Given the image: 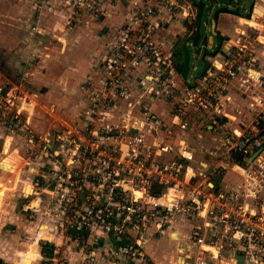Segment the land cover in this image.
<instances>
[{
    "label": "built area",
    "instance_id": "1",
    "mask_svg": "<svg viewBox=\"0 0 264 264\" xmlns=\"http://www.w3.org/2000/svg\"><path fill=\"white\" fill-rule=\"evenodd\" d=\"M17 1L41 10L50 0ZM65 1L70 29L107 0ZM198 12L194 0H142L106 44L101 86L85 88L84 124L34 129L35 95L0 70V128L40 145L70 239L95 229L115 240L117 256L152 264L143 251L150 234L187 218L193 264H264V12L220 43L209 36L206 68L193 76L189 65L183 77L179 39L165 46L163 31L178 19L189 38ZM38 60L27 56L23 80ZM207 124L218 127V141L196 160L182 132ZM228 171L232 185L223 182Z\"/></svg>",
    "mask_w": 264,
    "mask_h": 264
},
{
    "label": "crops",
    "instance_id": "2",
    "mask_svg": "<svg viewBox=\"0 0 264 264\" xmlns=\"http://www.w3.org/2000/svg\"><path fill=\"white\" fill-rule=\"evenodd\" d=\"M141 1L142 0H107L103 11L95 15H82L79 20L73 24V27L68 29L66 24H68L70 20L69 17L71 10L65 0H50L49 7L42 8L41 10H36L22 1L0 0V19L5 23L7 22L5 29H8V33L0 34V47L2 49L5 48V55L7 56L8 54L9 56L5 60L0 57V68L7 78L16 80L22 73V58L24 55H27V50L25 51L23 49L22 52H24L22 55H18L17 57H15V55L17 54L18 48L22 47L18 46L20 38L28 39L25 34L29 30H31V32L36 31L39 34L41 33L49 39L58 38V41L56 42L59 46V51L60 48H63L61 52L66 48H72L63 55L66 59L63 58L62 64L59 65V53L57 56L55 55L51 58V61L49 62L51 65L57 63L60 68H62L60 69L62 71L60 72L61 74L55 78L57 80L54 82L59 85L58 90L53 91L55 94H53V97L55 98L52 101L56 104V108L55 112L50 114L46 110V104L37 107L34 111V115L35 117L41 116L38 119H41L42 124H38L37 122L34 123L31 119V124L34 129L42 131L52 126L60 127L65 123H70L72 121L74 123L79 117H81V115H78V119L69 121L64 113L66 112V114L71 115V117H75V109L80 106L87 107L86 99L82 98V88H85L84 86L80 88L79 85L85 78H90L89 82L93 88H99L101 86L100 78L102 73L99 67L100 62L105 58L106 44L113 35L119 31V29L121 30L126 26L134 8ZM237 10L238 13L222 12L223 17L222 20H219L220 22H218V17L215 21H212V29L216 32V35L221 36L224 33L232 34L238 26H245L244 22L251 12L263 13L264 0H252L249 4V8L237 7ZM29 27L31 29H29ZM185 30L186 26L183 21L177 19L170 22L167 26V31H163V34L166 37V39H164L165 46H169L170 43L181 37H186ZM44 36L43 38L41 36H36L33 40H37V42L42 45L44 44V47H47L49 41H47ZM27 39L26 41L28 42ZM211 39L213 40L212 36ZM204 40L201 39L200 42ZM34 41L31 39L30 46L35 44ZM213 42H218L217 36L216 40H213ZM84 46L88 49H83L82 47ZM49 48L52 49L51 46ZM79 48H81V50L78 51ZM42 51L46 53L45 50ZM80 53H84V55L80 56ZM46 55V57L41 59L42 62L46 61L45 59L50 56L49 50ZM42 71L38 72V70L35 69L29 77V83L34 85L38 82L39 78L41 84L50 81L45 75V70ZM70 85H73V88L75 89H72L71 87L68 90ZM35 87L37 88V86ZM49 92L52 93V91H47V93ZM42 94H44V92ZM235 103L241 105L243 104V100L237 97ZM65 106L68 109L63 108ZM62 109H64V111H62ZM74 124H77V121ZM78 124H80L79 121ZM197 128L208 134L203 138L204 141H201L203 142L201 146L194 144L198 137H201L202 135V132ZM218 133V127L211 124H207L206 126L195 125L184 131V133L182 132L183 137L186 138L187 142L195 147L196 160H203L204 152L215 147L218 141ZM193 134H196L195 138H193ZM0 136V149L7 153L3 161L8 165L10 161L14 159L16 160L15 153L18 157L21 154L19 153V150H17V147H14V143H12L13 141H11L12 144H10V148H7V142L10 139V135H6L1 128ZM22 155L21 158H23ZM2 166L5 165L2 164ZM11 167H13V164ZM189 170V173H191L192 170ZM236 181L235 177L232 176L229 171L223 177V182L228 185H232ZM49 220L50 219L47 220L48 225H52L53 221ZM155 228L156 226L153 227L154 230ZM191 232L192 221L187 218H179L175 221L174 225L162 227L161 231H156L155 233L153 232L150 234L143 245V251L152 264H193L192 252L194 245L191 240ZM45 239L46 240H43V237H40L37 240V246L34 244L37 249V254L31 259L30 264H58L60 261L57 253L66 256L65 260H73V264H83L80 263L81 258L82 260H85V257H88V260H92L90 258H94V256L97 258L99 251L104 252L103 254H106L107 252L109 253L110 250L113 252V247L112 245H109L108 240H111L113 243L115 241L114 239H106L105 241V239L101 240L99 238L96 242V239H90L88 242L90 243V247L94 245L93 249L90 250V252L84 253L81 248H72V245L75 242L74 240L63 242L64 240L62 238L58 239L54 234L51 235L50 238ZM45 241L52 246L53 254L49 257L43 256L41 253V244ZM59 242H61V245ZM0 257L3 264L4 259L1 255ZM20 260L22 262L21 264H23V257H20ZM114 264H137V262L129 258H123L118 261V263Z\"/></svg>",
    "mask_w": 264,
    "mask_h": 264
},
{
    "label": "rangeland",
    "instance_id": "3",
    "mask_svg": "<svg viewBox=\"0 0 264 264\" xmlns=\"http://www.w3.org/2000/svg\"><path fill=\"white\" fill-rule=\"evenodd\" d=\"M252 0H233L231 2L232 6L237 5L239 8H249V4ZM206 6L203 10V13L201 15V34L202 36H206L207 38L209 36L213 37V40H216V36L213 34V29H212V15L211 11L215 7H219L223 3L226 2V0H206ZM223 14L219 13L218 14V22L219 20H222ZM5 25L7 26V22L5 23L2 19H0V34L1 33H8V29H5ZM68 24H66L67 27ZM29 29H31L29 27ZM23 36V35H22ZM26 37H28V42L26 41L25 38H20L18 42V46H22L21 48H18L17 54L15 57L18 55H22V50L24 49L25 51L27 50V55L24 57L23 56V70L21 75L16 79V80H11V81H16L21 84V87L23 86L28 89H30V92H32L33 95H35L37 101L39 104L36 107L44 106L45 104L47 105L46 108L49 107L50 102H53L52 100L55 98L53 97L55 94L53 91L58 90V86L56 83L55 78H57L62 72L60 69V64L63 63V58H65L63 55L66 54L68 51H70L72 48H66L63 52L62 49H59V46L56 41H58V38L52 39L45 37L41 33L31 32L29 30L26 34ZM36 36H43L49 41L48 46L52 47L49 48L44 47L41 43L37 42V40H33L34 37ZM32 41L35 42L33 46H30V42ZM191 39L187 38L186 42L190 44ZM46 42V41H45ZM56 42V44H55ZM207 42V41H206ZM205 40L200 42L202 45L197 46H190L191 47V53H190V60H189V65H190V73L191 75L195 76L199 73L201 69V64H202V51L203 48L205 47L206 44ZM46 44V43H45ZM46 46V45H45ZM83 49H86L87 47L84 46L82 47ZM88 49V48H87ZM86 49V50H87ZM48 50L50 51V56L45 59L46 61L42 62V58L46 57V53ZM81 50V48L78 49V51ZM6 49H2L0 47V57L1 59H6L8 58L5 55ZM36 52L40 56V60H38L35 63H33V69L30 72H34L35 69L38 70V72L45 70L46 72V77L50 80L47 82H44L41 84L40 78L38 79V82H36L34 85L29 83V80H23L22 75L24 70V64L27 62V56L30 55L31 53ZM59 53V65L56 63H51V58H53L55 55ZM84 53H80V56H83ZM180 57V55H178ZM66 59V58H65ZM83 59V58H82ZM102 59V58H100ZM58 62V61H56ZM195 66V68H193ZM1 70V68H0ZM2 71V70H1ZM43 72V71H42ZM41 75V74H40ZM37 76V74H36ZM90 78H85L83 82L79 85L80 88L84 86V88L90 87ZM37 80V79H36ZM73 84V83H72ZM25 85V86H24ZM32 85V86H31ZM37 86V88L35 87ZM72 87L73 85H70L68 90ZM75 87V86H74ZM36 88V89H35ZM27 89V90H28ZM46 92H45V91ZM47 91H52L47 93ZM44 92V94H42ZM82 93L83 96L82 98L86 99V106L89 105V100L86 98V93L85 89L82 88ZM54 94V95H53ZM78 94V93H77ZM69 100V99H67ZM66 102L68 103V101ZM65 104V103H64ZM88 104V105H87ZM63 108H66L63 107ZM68 109V108H66ZM87 107H78L75 109V117H71V115L64 113L66 118L71 120L78 119L77 121L80 124H84V120L82 119V116L85 114ZM64 111V109H62ZM70 113V112H69ZM77 113V115H76ZM243 113V112H242ZM245 113V112H244ZM63 114V113H62ZM237 114V113H236ZM34 115V114H33ZM50 116V115H49ZM41 116L35 117L32 116V120L34 123L42 124ZM238 117H241V114H238ZM52 118V117H51ZM246 119V118H245ZM75 121V122H76ZM74 122V123H75ZM73 121L68 123V124H74ZM198 129V128H197ZM200 130V129H198ZM219 130V129H218ZM201 131V130H200ZM202 135L201 137H198L197 141H195L194 144L201 146L204 141L203 138H205L208 134L204 131H201ZM193 138L196 137V134L192 135ZM1 138V136H0ZM11 141L14 143V147H17V150H19V153L23 156L21 158V155L18 157V155L15 153L16 160H14V163H10L7 165V163L4 160L5 156L7 155L6 152H3L0 149L1 155H0V182L5 184V192L4 195L2 196V199L0 201V255L2 256L3 264H15L19 263L21 264L20 257L23 256H31V258H34L37 254V240L40 237H43V240H46L45 238H50L51 235L54 234L55 237H58V239L62 238L64 241H70L73 239H70V236L68 235V230L66 229V226L61 223V218L59 217L61 212L60 208L56 204V195L51 194V190L55 186V180L53 176H51V173L49 171V167L44 159L39 157L37 155V149L40 148V145H32L29 148V144L21 138V136L14 135V137H10V139L7 142V148H10ZM1 146V145H0ZM12 147V146H11ZM1 148V147H0ZM205 151V150H204ZM9 153V152H8ZM212 160L216 159L215 157L211 158ZM211 162V160H210ZM5 165V166H2ZM13 164L14 167H11ZM1 188V186H0ZM157 187H155L156 189ZM157 192V190H155ZM159 192V191H158ZM157 192V193H158ZM50 219L53 221L52 225H48L47 220ZM49 220V221H50ZM60 223V224H59ZM67 234V235H66ZM66 235V236H65ZM106 239L108 240V236L101 234H97L95 229H92V231H87L86 237H83V239H79L78 241H75L74 244L72 245V248H81L84 253L85 252H90V250L93 249V246L90 247V243L88 242L90 239H96V242L98 241L99 238ZM57 239V238H55ZM40 240V241H43ZM57 241V240H54ZM109 245L113 247L114 251V246L113 242L111 240H108ZM115 242V241H114ZM42 243V242H40ZM46 244V241L44 242ZM61 242H59L60 244ZM36 244V246L34 245ZM43 244V243H42ZM61 245V244H60ZM29 248V249H28ZM35 248L36 252L34 251L33 253H30L31 249ZM24 250V251H23ZM23 251V252H22ZM101 253V254H100ZM104 252L98 253L97 258H90L92 260H88V257H85V260H80V263L83 264H114L118 263L121 259L124 257L117 256L115 253H113L111 250L110 252L103 254ZM59 257V263L58 264H73V260H65L66 256L60 255V253H57ZM19 261V262H18ZM54 264V263H53Z\"/></svg>",
    "mask_w": 264,
    "mask_h": 264
},
{
    "label": "water",
    "instance_id": "4",
    "mask_svg": "<svg viewBox=\"0 0 264 264\" xmlns=\"http://www.w3.org/2000/svg\"><path fill=\"white\" fill-rule=\"evenodd\" d=\"M206 0H194V2L197 4L198 8H199V12H198V19H197V24H196V28L194 31V34L191 35L189 38L191 39L190 44L186 42L187 38H179V42H180V47L183 51V61H182V68H181V75L183 77L186 76L188 68H189V60H190V53H191V47L200 45V41L201 39L205 41L208 40V38L206 36H202L201 34V15L203 13V10L206 6ZM233 0H226L225 3H223L222 5H220L219 7H215L213 8V10L211 11V15H212V19L213 21H215L218 17L219 13L225 12V13H235V9H237V5H233L231 4ZM218 42L220 43L221 41V37L217 36ZM191 47H190V46ZM206 49L203 48L202 51V57L203 54H205ZM207 61L202 59V64H201V72H203V70L206 68L207 66ZM242 262V257H239V263L240 264ZM0 264H2V259L0 257Z\"/></svg>",
    "mask_w": 264,
    "mask_h": 264
},
{
    "label": "bare ground",
    "instance_id": "5",
    "mask_svg": "<svg viewBox=\"0 0 264 264\" xmlns=\"http://www.w3.org/2000/svg\"><path fill=\"white\" fill-rule=\"evenodd\" d=\"M240 25H241V23H240ZM14 160L10 161L9 163H14ZM189 172H190V170L188 171V173ZM0 186H1V188H0V201H1L2 196L4 195V192H5V184L0 182ZM168 198H169V193L166 191L163 194V199H168ZM34 251L36 252L35 248L31 249L30 253H33ZM31 259H32L31 256H23V264H30Z\"/></svg>",
    "mask_w": 264,
    "mask_h": 264
},
{
    "label": "trees",
    "instance_id": "6",
    "mask_svg": "<svg viewBox=\"0 0 264 264\" xmlns=\"http://www.w3.org/2000/svg\"><path fill=\"white\" fill-rule=\"evenodd\" d=\"M235 13H238V10L235 9ZM41 253L43 256H51L53 254L52 252V246H50V244L48 243H43L41 244Z\"/></svg>",
    "mask_w": 264,
    "mask_h": 264
},
{
    "label": "flooded vegetation",
    "instance_id": "7",
    "mask_svg": "<svg viewBox=\"0 0 264 264\" xmlns=\"http://www.w3.org/2000/svg\"><path fill=\"white\" fill-rule=\"evenodd\" d=\"M10 164V163H9Z\"/></svg>",
    "mask_w": 264,
    "mask_h": 264
}]
</instances>
